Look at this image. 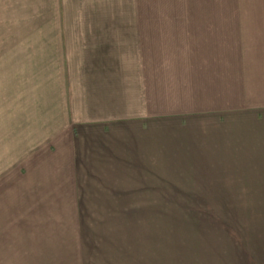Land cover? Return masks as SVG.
<instances>
[{
  "label": "rangeland",
  "instance_id": "rangeland-1",
  "mask_svg": "<svg viewBox=\"0 0 264 264\" xmlns=\"http://www.w3.org/2000/svg\"><path fill=\"white\" fill-rule=\"evenodd\" d=\"M0 264H264V0H0Z\"/></svg>",
  "mask_w": 264,
  "mask_h": 264
}]
</instances>
